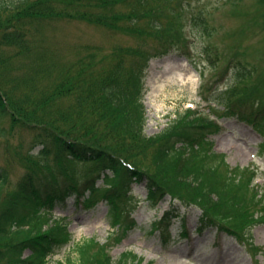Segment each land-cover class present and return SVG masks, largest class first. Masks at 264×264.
Returning <instances> with one entry per match:
<instances>
[{"label": "trees", "instance_id": "trees-1", "mask_svg": "<svg viewBox=\"0 0 264 264\" xmlns=\"http://www.w3.org/2000/svg\"><path fill=\"white\" fill-rule=\"evenodd\" d=\"M189 8L186 0H0V136L18 137L19 148L27 147L20 160L26 171L14 183L10 152L0 165V264H48L72 243L68 216L53 211L70 197L84 208L103 203L111 235L120 242L138 227L133 221L123 225L122 203L133 184L145 186L152 205L171 197L170 208L150 228L164 244L173 221L181 220L177 229L187 234L181 207L200 210L196 234L214 231L243 241L250 232L260 204L255 176L248 169H230L207 138L219 130L218 118L244 122L264 136V104L244 98L256 73L252 65L235 56L220 71V77L228 75L225 88L217 85L219 91L204 97L212 118L186 110L160 134H145L149 60L174 50ZM191 21L193 32L212 36L201 9ZM60 23L132 36L135 44L108 49L84 44L63 62L48 43L49 29ZM200 50L217 64L219 56L212 58L208 45ZM150 162L152 170L146 167ZM74 164L84 168L67 174ZM54 166L64 169L63 181L40 176L44 168L53 175ZM72 246L76 258L56 264H143L132 251L113 260L111 247L95 238Z\"/></svg>", "mask_w": 264, "mask_h": 264}, {"label": "rangeland", "instance_id": "rangeland-1", "mask_svg": "<svg viewBox=\"0 0 264 264\" xmlns=\"http://www.w3.org/2000/svg\"><path fill=\"white\" fill-rule=\"evenodd\" d=\"M186 1L190 8L183 16L177 34L182 39L176 42L174 50H185L187 56L173 51L153 58L146 71L143 102L146 109L145 134L149 137L160 134L176 118L177 113L188 109L212 118L214 115L210 114L204 97L211 93L210 90L225 88L223 83L228 82V75L220 77L219 73L235 56L244 59L256 70L253 80L247 83L244 98L252 97L264 104V0ZM199 9L208 16L209 24L213 27L212 36H201L191 30V15ZM160 12L166 10L162 9ZM49 30L48 43L58 50L63 62L68 61L84 44L102 49L119 44H135L132 36L114 37L106 35L95 26L80 23H60ZM202 44L210 47L212 58H215L214 54H218L217 64L205 60L206 56L200 50ZM218 79L221 82H216ZM51 82L52 77L44 80L45 84ZM217 85L219 89H216ZM211 106L215 107L213 104ZM217 123L220 125L219 130L207 138L212 150L225 155L230 169H248L255 176L253 186L260 204L255 213V224L250 232L246 230L243 241L226 233L215 235L214 231L192 234L200 211L181 207L178 211L184 217L183 227L187 230V237L180 238L176 234L182 221H173L168 225L170 240L164 245L158 232L151 234L150 228L169 209L171 199L167 197L151 205L145 200V186L139 184L132 185L131 194H127L122 203L125 218L123 225L128 226L134 221L132 227L135 224L138 227L122 242L109 236L113 228L105 216L106 206L102 203L84 208L80 204H74L73 198H69L64 206L56 205L53 209L55 214L69 216L72 243L53 254L48 259V264L66 261L68 257L76 258L72 245L91 238L112 247L111 255L114 260L121 254L132 251L142 258L144 264H264V136L235 119L218 118ZM18 141V137L10 139L5 135L0 136V165L7 163L6 155L10 152L13 158L10 163L13 183L19 175L25 173L27 166L20 161L27 147L24 145V149H20ZM146 167L151 170L154 168L151 162ZM83 168L74 164L66 167V173L79 172ZM52 170L53 175L49 174L47 168L39 174L47 175L51 180L55 177L59 181L64 180L62 167L54 166ZM216 212L212 214L216 215Z\"/></svg>", "mask_w": 264, "mask_h": 264}]
</instances>
